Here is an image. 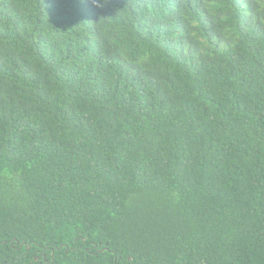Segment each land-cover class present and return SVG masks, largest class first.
Returning a JSON list of instances; mask_svg holds the SVG:
<instances>
[{
	"label": "trees",
	"instance_id": "1",
	"mask_svg": "<svg viewBox=\"0 0 264 264\" xmlns=\"http://www.w3.org/2000/svg\"><path fill=\"white\" fill-rule=\"evenodd\" d=\"M0 264H264V0H0Z\"/></svg>",
	"mask_w": 264,
	"mask_h": 264
}]
</instances>
